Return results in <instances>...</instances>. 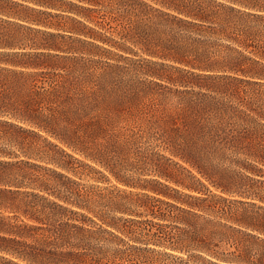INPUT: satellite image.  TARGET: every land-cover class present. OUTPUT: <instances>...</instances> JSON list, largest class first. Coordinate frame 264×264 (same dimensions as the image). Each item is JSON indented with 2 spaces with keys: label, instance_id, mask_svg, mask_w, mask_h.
<instances>
[{
  "label": "trees",
  "instance_id": "obj_1",
  "mask_svg": "<svg viewBox=\"0 0 264 264\" xmlns=\"http://www.w3.org/2000/svg\"><path fill=\"white\" fill-rule=\"evenodd\" d=\"M28 156L32 264H264V0H0V205Z\"/></svg>",
  "mask_w": 264,
  "mask_h": 264
},
{
  "label": "rangeland",
  "instance_id": "obj_2",
  "mask_svg": "<svg viewBox=\"0 0 264 264\" xmlns=\"http://www.w3.org/2000/svg\"><path fill=\"white\" fill-rule=\"evenodd\" d=\"M71 20L68 18L61 19L62 24L66 26ZM92 24V23H91ZM106 28L102 30L108 34H111ZM97 27V26H96ZM107 30V31H106ZM87 47L83 45L82 50H87ZM86 53V51H83ZM178 87V86H176ZM178 98L174 95H169L165 101L166 105H169L171 114L176 113V106ZM180 112V111H178ZM166 139V136H165ZM160 144H165L161 142ZM36 146L38 150L45 148L43 140H38ZM29 148V143H28ZM16 149H18L16 147ZM21 158H24L22 156ZM228 163V161H226ZM46 166L54 167L38 159H33L28 156V163L20 162L14 170L17 184L12 185H1V187L9 188L12 193L6 195L4 203L0 206V264H32L28 261L31 250L33 249L30 245L34 242L31 238H28L29 224H38L37 221L31 219L28 216V210L31 206H75L70 203H65L62 200L55 197V195L44 191V185L53 189L54 191L62 189V182H70V180ZM59 172L61 168L57 167ZM81 174L74 175L69 174L74 179L80 182L79 187L83 188L84 185L87 188L97 192H104L101 188L103 185H107V182L97 181L92 176H100L101 173L93 172L90 168L83 169L79 166ZM64 171V170H63ZM66 172V171H65ZM89 172L90 175H87ZM101 184V185H98ZM100 186V187H96ZM214 188V187H213ZM101 200L102 197H96ZM95 204V203H94ZM13 240H7V239ZM11 248V249H9Z\"/></svg>",
  "mask_w": 264,
  "mask_h": 264
}]
</instances>
